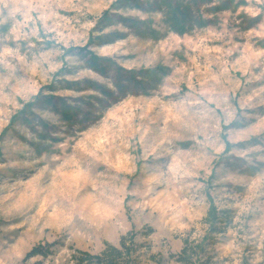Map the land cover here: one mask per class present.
<instances>
[{
  "label": "rangeland",
  "instance_id": "374dc122",
  "mask_svg": "<svg viewBox=\"0 0 264 264\" xmlns=\"http://www.w3.org/2000/svg\"><path fill=\"white\" fill-rule=\"evenodd\" d=\"M188 8L179 34L161 0H0V264L52 243L28 264H72L126 236L129 264H264V0ZM125 71L139 84L119 91Z\"/></svg>",
  "mask_w": 264,
  "mask_h": 264
},
{
  "label": "trees",
  "instance_id": "16d2710c",
  "mask_svg": "<svg viewBox=\"0 0 264 264\" xmlns=\"http://www.w3.org/2000/svg\"><path fill=\"white\" fill-rule=\"evenodd\" d=\"M173 0H161L162 4H165L167 11L164 13L165 22L169 25L175 32L179 34L186 33L187 28H185V21L188 19V10L189 6L197 7L198 4H209L212 0H189L183 8H180V5H172ZM192 4V5H191ZM231 1H225L221 4L215 6L213 11H223L229 9V5ZM107 15H104L100 22H103ZM121 22L126 25L128 28L135 26L136 24L131 23V20L128 18H120ZM130 23V24H128ZM198 26L203 25L201 20L198 21ZM88 43H94L93 40H89ZM73 51V50H72ZM76 56L81 58V60L85 61V65H87L92 71L99 75H105L106 70L108 68L116 69L117 75H119L120 68L115 67L114 64H111L110 60L106 57H100L95 55L93 52L88 50L87 47L76 49ZM121 71V70H120ZM155 71L165 72L161 68H157ZM125 77L122 78V82L125 84L121 86V84L117 85L116 88L119 91H124L131 85H137L139 82L136 81L134 76V72L132 71H125ZM157 80V79H154ZM90 88L94 91H98L100 94L104 96L112 97V93L108 92L107 90L101 88L95 82H85ZM67 88L72 89L74 85L70 82H66ZM42 103L46 106H50L52 111L59 113L62 119L65 122L72 123L75 119L76 110L73 107L67 105L63 100H58V105L54 103L53 98L51 96H46L42 98ZM39 101V97H36L33 101L25 104L23 109L20 111V114H24L26 111H30L36 105V102ZM15 120V119H14ZM13 120V122H14ZM227 149L230 147L229 144H226ZM217 218L216 210L213 206H210V209L207 214V219L209 221V225L213 226L215 224V220ZM128 236L122 237L119 242V246L115 247L113 245L107 244L106 248L102 250L97 255H93L87 251L75 250L73 254L70 256V260L72 264H129V257L135 251V245L133 239H129ZM55 244H39L30 249V251L25 255L23 259V264H28L34 258H41L47 259L48 257L52 256L54 253L53 248ZM37 264V263H36Z\"/></svg>",
  "mask_w": 264,
  "mask_h": 264
}]
</instances>
